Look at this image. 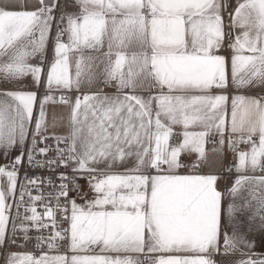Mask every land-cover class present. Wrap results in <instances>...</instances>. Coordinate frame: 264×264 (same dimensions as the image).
I'll return each instance as SVG.
<instances>
[{
	"label": "snow or ice",
	"instance_id": "6c2138e0",
	"mask_svg": "<svg viewBox=\"0 0 264 264\" xmlns=\"http://www.w3.org/2000/svg\"><path fill=\"white\" fill-rule=\"evenodd\" d=\"M227 9L228 0H0V57L7 58L0 78L13 85L0 89V149L5 157L17 153L0 166L8 185L0 183L3 264H145L130 254H145L147 264H221L217 255L237 252L241 258L230 264H264L253 251L264 247V175L239 176L226 199L217 175L198 173L213 130L221 150L227 140L237 153L238 173H264V0ZM229 27L245 29L243 39L229 40ZM105 39L109 65L98 73L97 58L85 50L99 51ZM113 44L121 49L114 64ZM128 47L135 49L130 55ZM228 50L230 58L222 54ZM26 76L36 90H23ZM140 77L149 92L160 93L137 94ZM254 87L262 92L229 91ZM48 105L67 110L66 123L53 116L51 133ZM175 125L183 131L173 144ZM192 125L203 131H189ZM192 152L196 162L183 163L182 154ZM25 161L59 184L25 173L17 193ZM80 179L95 194L83 205L70 195L73 188L81 192ZM45 184L54 191L40 214L35 203L45 196L30 189ZM58 219L68 227H58ZM49 227L47 237H35L36 247L67 242L70 254L35 258L10 251L18 239L28 243L30 232Z\"/></svg>",
	"mask_w": 264,
	"mask_h": 264
},
{
	"label": "crops",
	"instance_id": "0c3cea01",
	"mask_svg": "<svg viewBox=\"0 0 264 264\" xmlns=\"http://www.w3.org/2000/svg\"><path fill=\"white\" fill-rule=\"evenodd\" d=\"M67 0H61V3L64 4L66 3ZM232 2V10H234V8L236 7V5L239 2H242V0H231ZM69 12H77L78 8L77 7H69L67 9ZM227 23L230 24V20L226 21ZM233 28V27H232ZM234 30V39L232 41L235 40L236 36H241V39H243L242 33L245 29L240 28V27H235L233 28ZM67 42V41H66ZM108 41L107 39H105V43L103 48H101L99 51L96 50H85V54L86 55H91L96 59V64L98 65V68H94L95 71H97L98 73H102L103 69L105 67H107L109 65V57L104 55L105 53L108 52ZM121 49H118L115 44H113V48H112V52L113 55L111 57V62L114 64L115 62V52L119 51ZM125 52H127L129 55L132 53V51H134V47H128L123 49ZM48 59L50 60L52 58V51L51 48L49 47L48 50ZM225 55L231 56V51L228 50L225 52ZM75 58V57H74ZM7 59L6 57H0V62H2L3 60ZM102 61V63H101ZM31 63H35L36 60L32 59L30 60ZM74 66L71 68V71L74 72ZM122 71L127 72L128 71V64L126 63L123 68ZM229 74H230V67H229ZM0 89L8 87L11 88L13 85L12 84H5L2 80V78H0ZM20 84L23 85V90H25V87H28L29 89L27 90H36L35 87L33 86V81L31 76H26L24 77L20 82ZM148 81L144 80L143 77H140L138 84L139 87L137 89V94L143 95L145 97H147L149 94L152 95H158L160 93V89L158 88H152L149 92L148 90ZM100 87H103V85H100ZM103 91L106 93H114L115 89L112 87H103ZM165 91H167L165 89ZM231 95H236V94H245V95H257L259 93L262 92V89L260 88H249V89H241L239 91V93L237 92V90L235 89H230L229 90ZM42 92L44 93V88L41 87L39 90V93ZM42 95V94H41ZM229 113L231 111V101L229 100ZM53 116H56L57 118L63 116L64 117V122L66 123V119H67V110L61 106V105H48L47 106V121L49 124V133H51L53 131V129L51 128V124L53 121ZM57 131H60L61 129H56ZM183 131V126L182 125H175L173 126V132H174V136L172 138V140H170V143H176L178 140H181L182 137L181 136H177L175 135L176 133H180ZM189 131H194V132H199V131H203V128L199 125H192L189 128ZM233 139H235V137H233ZM218 140L219 137L215 134V131L213 130V133L211 135V137L206 138V143H205V149H206V154H207V159L203 162L200 163V166L202 167L204 174H214L217 175L219 177L218 179V187L219 189L222 191V188L224 186V181H225V175H224V169H225V165L227 163H238V158H237V153L234 152L232 149L227 147V140L225 143V147L223 148V150L220 149V146L218 144ZM238 150L241 151H247L249 150V146L246 144H239L237 146ZM213 149H216V151H213ZM3 150L0 149V166L5 165V164H10V161L12 159V157H14L17 153L15 152V150L12 151L11 155H9L8 157H5L3 154ZM182 158H188L189 160L196 162L197 160V154L192 152V153H185L182 154ZM181 173L182 169H180ZM241 175H248V176H252V175H264V173H260L259 171H257L256 173L251 172L250 170L247 171H243V172H237L236 174L232 177L233 179V183L234 181L239 178V176ZM0 183L3 184V187L5 188V190L7 189V180L6 178L3 180H0ZM18 189V187H17ZM94 193L91 191V189L89 188V185L87 183V188H86V194H85V201H84V192H83V196L81 198L80 201H78L77 203L80 205H83L86 203V201L91 200L94 197ZM243 195L247 196L248 195V191L247 189L243 192ZM226 199H230L228 197V194L225 195ZM13 200L10 198L8 200V203L10 204ZM221 252H223L224 250V245H223V239L221 238ZM253 251L261 256L264 257V247L260 246L259 244L253 249ZM142 255V254H141ZM145 260L147 262V257L145 256ZM240 253L237 252L235 253V255L233 256H224V255H217L215 257V259L219 262H221V264H230L231 261L240 259Z\"/></svg>",
	"mask_w": 264,
	"mask_h": 264
},
{
	"label": "built area",
	"instance_id": "2783aa9c",
	"mask_svg": "<svg viewBox=\"0 0 264 264\" xmlns=\"http://www.w3.org/2000/svg\"><path fill=\"white\" fill-rule=\"evenodd\" d=\"M232 10V2L231 0H228V12H231ZM225 20H229L227 13L225 14ZM228 38L229 40H233L234 39V30L232 27H229L228 30ZM63 40L66 42L67 41V36L63 37ZM226 52V51H225ZM225 52H223L222 54H225ZM36 63V62H35ZM1 85V83H0ZM40 95L43 93L40 92ZM50 143H54L51 142ZM183 163L191 165L192 163H194L193 161L189 160L188 158H182ZM236 164L235 163H227L225 165V169H224V175H225V181H224V186L222 188V191L225 193V195H227V189L230 188L233 184V179L232 177L236 174ZM229 169H231V171H229ZM189 169L187 168H182V172L186 173L188 172ZM27 173L29 176H36V177H43L45 179L51 177L55 180V177L47 170H38V169H33V168H29L27 166V163L25 161L24 166L21 168L20 172H19V178H18V189H17V193H19L20 191V184H26V181H24V174ZM198 173L199 174H204V171L202 169L201 166H199L198 169ZM87 179H80L79 180V184L81 186V192L77 193V191L75 190V188H73L72 192H71V197L72 199H75L76 202L80 201L82 196H83V192H84V187H85V183H86ZM56 184H59L58 180H55ZM31 190V194L32 196H36L41 194V192H43V195L45 196V200L43 202L37 201L35 203V207L37 209V212L40 214H43L45 208V204H48V200H47V196L49 192H53L54 189H52L51 187H49L47 184H45L40 190L37 189H30ZM25 201H28V197L25 196ZM16 200H19V195H17ZM13 203V201H12ZM30 204H25L24 206H22L19 211H20V215L21 218L25 215V208L29 207ZM53 206H54V202H53ZM28 215H30L31 213H27ZM16 215V209L15 207H13L12 209V217H15ZM58 217L62 218L64 215H66L64 212H59ZM47 219V218H45ZM17 224L20 223V220L16 221ZM58 227H63V228H67L68 224L66 222H64L62 219H58L57 221ZM53 229L51 227H49L48 229L43 230V232H36L35 230H33L32 232H30V235L33 237V239L28 242V243H23L22 240L18 239L17 244L16 245H9V249L12 252H17V253H28L31 254L33 257L35 258H39L41 255H46V256H50V255H56V254H60V253H65L68 250V244L67 242H57V247L53 248V249H49L46 245L41 247V248H37L36 247V240L35 237L37 235H43L45 237H47L49 235L50 232H52ZM0 264H3L2 259H0Z\"/></svg>",
	"mask_w": 264,
	"mask_h": 264
},
{
	"label": "rangeland",
	"instance_id": "374dc122",
	"mask_svg": "<svg viewBox=\"0 0 264 264\" xmlns=\"http://www.w3.org/2000/svg\"><path fill=\"white\" fill-rule=\"evenodd\" d=\"M25 90H27V89H29L28 87H25L24 88ZM41 97L43 96V95H40ZM34 114L36 115V116H38L39 115V109H38V106H37V108L34 110ZM87 183H88V181L86 180V183H85V187H84V201H85V194H86V188H87ZM10 204H12V202L10 203ZM95 253H99V249L98 248H96V249H94L93 250ZM23 254H28V253H23ZM68 254H70L69 253V248H68V250H67V252H65V253H60V254H56V255H50V256H48V257H53V256H57V255H68ZM122 255V257H123V255L124 254H121ZM130 255H132V258L133 259H137V260H140V261H144L145 262V264H147V262H146V258H145V254H130Z\"/></svg>",
	"mask_w": 264,
	"mask_h": 264
}]
</instances>
